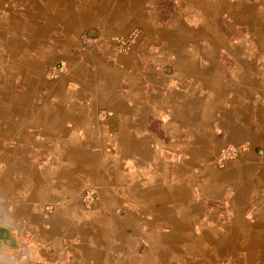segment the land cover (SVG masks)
I'll list each match as a JSON object with an SVG mask.
<instances>
[{"label":"crops","instance_id":"crops-1","mask_svg":"<svg viewBox=\"0 0 264 264\" xmlns=\"http://www.w3.org/2000/svg\"><path fill=\"white\" fill-rule=\"evenodd\" d=\"M0 32V264L79 227L98 264H264V0H0Z\"/></svg>","mask_w":264,"mask_h":264},{"label":"rangeland","instance_id":"rangeland-1","mask_svg":"<svg viewBox=\"0 0 264 264\" xmlns=\"http://www.w3.org/2000/svg\"><path fill=\"white\" fill-rule=\"evenodd\" d=\"M247 12V11H246ZM6 23H8V22H6ZM244 32V31H243ZM85 33V37H87L86 36V32H84ZM4 34H2L1 32H0V40H1V38H2V36H3ZM134 35H135V33H134V31L133 32H130L127 36H124V37H120V38H115V39H113V44H114V49H116V51H120V50H125V49H127L128 47H129V45L132 43V41H133V39H134ZM4 38H6V36H4ZM87 39H88V37H87ZM90 39V38H89ZM120 39H123V40H121V41H125V43L122 45V46H119V44H118V41L120 40ZM124 39H126V40H124ZM117 41V42H116ZM105 114H107V112L105 113ZM100 116H104V114H100ZM245 149V147H244V145H242V144H240V145H236V144H226V145H224V146H221L219 149H218V151L216 152V153H213V154H210V156L206 159V161H207V163H212V164H214L215 166H217L215 163H214V161H213V157L215 156V155H217L218 153H222L223 151L224 152H227V151H229V153H228V157H227V159H226V161H225V163L227 162V161H229V160H231V159H233V158H236L238 155H240V153L243 151ZM203 155V154H202ZM198 156H201V154H199ZM225 163H224V165H225ZM218 168H222V167H219V166H217ZM196 171H198V169H196L195 170V172ZM203 175H204V173H202ZM204 177V176H203ZM88 190H91L93 193H94V202L91 204V205H86V204H84L83 202H82V200L79 202V205L81 206V208L83 209V210H85V211H88V212H94V209L96 208V206H95V204H96V194H95V192H94V190L90 187V188H87ZM82 194H83V192H82ZM82 194H81V197H82ZM221 210V209H220ZM222 211V210H221ZM103 221H105V222H108L109 220L108 219H104ZM94 228L96 229V227H93L92 229H93V231L95 232V233H93L92 232V230H91V232H90V234L89 233H87L86 232V230H84L85 228L84 227H81V229H80V227H79V229L81 230H79V229H77V234H75L74 236L72 235V234H68L67 232L65 233V229H64V234H66V236L68 235V237L69 238H71V239H73V240H75V241H85V242H88V243H86V246H87V249H85V250H83V249H81V248H83L81 245H78V246H76L75 247V244L73 245V247H75L78 251H76L75 250V248H73L72 249V256L74 255V252H76L77 253V255L79 254V257H77V260H75L74 258H70L69 257V255H65V256H62V257H60V256H56L55 257V259H53L54 260V263L53 264H68L69 262H70V264H89L90 262L88 261V258L86 257L87 255H88V249L90 248V249H93L94 250V248H93V246H92V244H93V241L95 240V239H97V232H96V230H94ZM78 231H79V233H78ZM93 233V234H92ZM79 234H81V235H79ZM75 237V238H74ZM118 237V236H117ZM125 237V236H124ZM92 242V243H91ZM72 248V247H71ZM80 250H82V251H80ZM57 251V254H59V250H56ZM65 251V249H63V250H61L60 252L62 253V252H64ZM86 251H87V253H86ZM95 251V250H94ZM81 254V255H80ZM84 257V258H83ZM71 259V261H69ZM83 259V260H82ZM226 260V262L228 263V260L227 259H225ZM224 260V261H225ZM221 261H223V260H221ZM65 262V263H64ZM99 262H101L100 261V259H99ZM220 262V261H219ZM218 262V263H219ZM229 264V263H228Z\"/></svg>","mask_w":264,"mask_h":264},{"label":"built area","instance_id":"built-area-1","mask_svg":"<svg viewBox=\"0 0 264 264\" xmlns=\"http://www.w3.org/2000/svg\"><path fill=\"white\" fill-rule=\"evenodd\" d=\"M121 40H123V39H120L119 41H118V44H119V46H122L124 43H125V41H121ZM124 40H126V39H124ZM117 42V41H116ZM228 153H229V151H227V152H222V153H218L217 155H215L214 157H213V161H214V163L217 165V166H219V167H222V166H224V163H225V161H226V159H227V157H228ZM94 193L91 191V190H88V189H86L84 192H83V194H82V197H81V200H82V202L84 203V204H86V205H91L93 202H94ZM217 264H228L226 261H220L219 263H217Z\"/></svg>","mask_w":264,"mask_h":264},{"label":"bare ground","instance_id":"bare-ground-1","mask_svg":"<svg viewBox=\"0 0 264 264\" xmlns=\"http://www.w3.org/2000/svg\"><path fill=\"white\" fill-rule=\"evenodd\" d=\"M7 31V30H6ZM3 97H4V95H3ZM5 98V97H4ZM5 100V99H4ZM9 101V100H8ZM5 103V102H4ZM21 108H23V107H21ZM11 109V108H10ZM20 110V109H19ZM11 113V112H10ZM6 124H8V123H6ZM5 124V125H6ZM1 125V124H0ZM8 126V125H7ZM4 131V130H3ZM12 132V131H11ZM75 159V158H74ZM73 169V168H72ZM71 171V170H70ZM73 172V171H72ZM43 184V183H42ZM66 201V200H65ZM67 224V223H66ZM66 229V228H65ZM79 229V228H78ZM80 229H81V227H80ZM79 229V230H80ZM81 231V230H80ZM74 232V231H73ZM78 233H79V231H78ZM79 235H81V234H79ZM65 236H66V234H65ZM118 236V237H117ZM116 236V240H117V242L118 241H120V242H122V243H124L125 242V238L126 237H124V235L123 234H118ZM127 242V241H126ZM99 243V242H98ZM128 246V245H127ZM115 247V246H114ZM101 248V247H100ZM113 248V247H112ZM81 249H83V250H85V249H87V246H83V248H81ZM80 251H82V250H80ZM94 251V250H93ZM86 253H87V251H86ZM94 253V252H93ZM81 255V254H80ZM95 255V254H94ZM97 255H95V256H92V255H90V257H89V260H90V264H98L99 263V258L98 257H96ZM77 257H79V254L77 255V253L76 252H74V259L75 260H77ZM84 258V257H83ZM83 260V259H82ZM109 260V259H108ZM108 260H106L105 262H108ZM130 260V259H129ZM78 261V260H77ZM121 264H125L124 262H122ZM128 264V263H127ZM131 264H135L134 262H131Z\"/></svg>","mask_w":264,"mask_h":264}]
</instances>
